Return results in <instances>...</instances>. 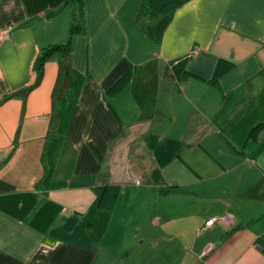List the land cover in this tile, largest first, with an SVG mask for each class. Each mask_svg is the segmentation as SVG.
Instances as JSON below:
<instances>
[{
	"label": "crops",
	"instance_id": "0c3cea01",
	"mask_svg": "<svg viewBox=\"0 0 264 264\" xmlns=\"http://www.w3.org/2000/svg\"><path fill=\"white\" fill-rule=\"evenodd\" d=\"M82 1L71 59L88 79L44 184L58 60L26 107L13 96L36 83L44 48L71 40L74 8L0 0V34L12 27L0 42V264H264V131L246 147L264 123V99L248 109L264 90V0H192L141 26L143 0ZM222 60L236 67L214 84ZM155 61L156 114L142 121L133 86L109 91ZM243 88L246 113L220 128L225 97ZM103 187L108 224L89 247L52 234L74 232ZM226 215L233 226L205 229Z\"/></svg>",
	"mask_w": 264,
	"mask_h": 264
},
{
	"label": "trees",
	"instance_id": "16d2710c",
	"mask_svg": "<svg viewBox=\"0 0 264 264\" xmlns=\"http://www.w3.org/2000/svg\"><path fill=\"white\" fill-rule=\"evenodd\" d=\"M190 1L192 0H143L138 13V22L141 26L146 20L157 21L161 17L170 16ZM66 3L71 4L74 8L71 40L67 44H55L44 48L36 63V83L32 87L13 96H22L24 99V106L26 107L28 95L38 87L44 79L46 64L51 60H58L60 72L53 93V111L51 115L50 132L48 136V145L44 153V164L47 170V177L44 184H47L49 181L54 160L73 118L83 85L88 79V76L74 69L71 59L74 51L73 38L78 34H84L87 29L84 21V3L82 0H67ZM187 64L188 60L185 59L173 67L178 78L183 79L189 76L186 70ZM235 67V63L225 60L220 61L217 67L214 84H217L221 77L232 71ZM159 84L160 67L158 62L155 61L129 71L110 89L109 95L117 96L127 87L133 86L135 98L141 111V120L150 121L156 114ZM249 87L250 85L247 89H249ZM247 89H240L225 97L223 108L215 120L220 128L224 127L226 130L233 127L246 113L245 109H240L249 102L245 93ZM263 99L264 90L257 97L250 100L248 109H252ZM263 131L264 123L253 128L249 134L246 147L255 145L259 141ZM109 193L110 187L98 189V197L95 203L83 216L82 222L76 227L74 232L68 234L62 230H55L52 234L68 243L89 247L90 236L102 235L108 224L109 215L105 208Z\"/></svg>",
	"mask_w": 264,
	"mask_h": 264
},
{
	"label": "built area",
	"instance_id": "2783aa9c",
	"mask_svg": "<svg viewBox=\"0 0 264 264\" xmlns=\"http://www.w3.org/2000/svg\"><path fill=\"white\" fill-rule=\"evenodd\" d=\"M12 29V27H9L8 29H6V31H4L3 33L0 34V42H3L5 40H8L10 38V30ZM224 224L227 227H231L234 224L233 218L229 215L223 216V217H216V218H212L211 220H209L206 225H205V229L208 230L212 227H214L216 224ZM213 250L212 247H209L206 251V254H209L211 251Z\"/></svg>",
	"mask_w": 264,
	"mask_h": 264
},
{
	"label": "bare ground",
	"instance_id": "6f19581e",
	"mask_svg": "<svg viewBox=\"0 0 264 264\" xmlns=\"http://www.w3.org/2000/svg\"><path fill=\"white\" fill-rule=\"evenodd\" d=\"M8 29V28H7Z\"/></svg>",
	"mask_w": 264,
	"mask_h": 264
}]
</instances>
